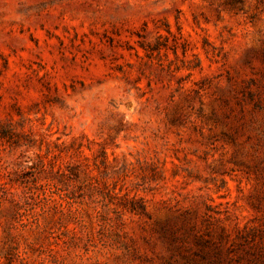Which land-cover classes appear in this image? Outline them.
Wrapping results in <instances>:
<instances>
[{"label": "rangeland", "instance_id": "374dc122", "mask_svg": "<svg viewBox=\"0 0 264 264\" xmlns=\"http://www.w3.org/2000/svg\"><path fill=\"white\" fill-rule=\"evenodd\" d=\"M0 264H264V0H0Z\"/></svg>", "mask_w": 264, "mask_h": 264}]
</instances>
